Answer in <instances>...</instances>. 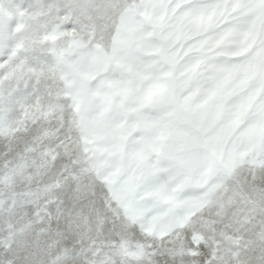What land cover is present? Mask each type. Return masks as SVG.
I'll list each match as a JSON object with an SVG mask.
<instances>
[{
    "label": "snow or ice",
    "instance_id": "obj_1",
    "mask_svg": "<svg viewBox=\"0 0 264 264\" xmlns=\"http://www.w3.org/2000/svg\"><path fill=\"white\" fill-rule=\"evenodd\" d=\"M0 264H264V0H0Z\"/></svg>",
    "mask_w": 264,
    "mask_h": 264
}]
</instances>
